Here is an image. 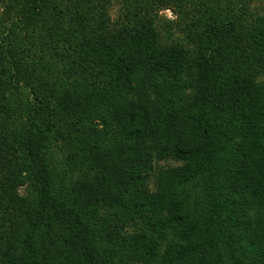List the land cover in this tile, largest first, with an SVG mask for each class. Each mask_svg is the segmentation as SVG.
Returning a JSON list of instances; mask_svg holds the SVG:
<instances>
[{
  "label": "trees",
  "instance_id": "obj_1",
  "mask_svg": "<svg viewBox=\"0 0 264 264\" xmlns=\"http://www.w3.org/2000/svg\"><path fill=\"white\" fill-rule=\"evenodd\" d=\"M252 2L0 0V264H264Z\"/></svg>",
  "mask_w": 264,
  "mask_h": 264
},
{
  "label": "rangeland",
  "instance_id": "obj_2",
  "mask_svg": "<svg viewBox=\"0 0 264 264\" xmlns=\"http://www.w3.org/2000/svg\"><path fill=\"white\" fill-rule=\"evenodd\" d=\"M251 5V8L252 10L258 12V11H262L264 9V0H253V2L250 4ZM118 13H119V5L118 6H115L114 9L112 10L111 14H112V18H117L118 16ZM161 17L162 18H165L169 21H176L177 18L176 16L171 12V11H164L161 13ZM263 90H261L262 92ZM263 93V92H262ZM247 96V94H245L244 92V95L243 97L245 98ZM242 97V98H243ZM255 99L254 97L252 99L249 100V103L252 107H254L253 103L251 100ZM180 164L178 163H175L173 161H166V162H160V163H156V166L157 167H178Z\"/></svg>",
  "mask_w": 264,
  "mask_h": 264
}]
</instances>
